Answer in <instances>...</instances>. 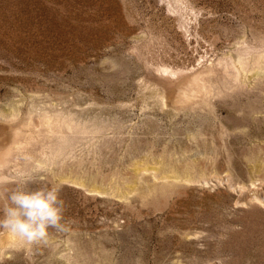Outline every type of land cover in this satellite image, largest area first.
Instances as JSON below:
<instances>
[{"label": "rangeland", "instance_id": "1", "mask_svg": "<svg viewBox=\"0 0 264 264\" xmlns=\"http://www.w3.org/2000/svg\"><path fill=\"white\" fill-rule=\"evenodd\" d=\"M25 182L65 231L0 264H264V0H0V205Z\"/></svg>", "mask_w": 264, "mask_h": 264}, {"label": "clouds", "instance_id": "2", "mask_svg": "<svg viewBox=\"0 0 264 264\" xmlns=\"http://www.w3.org/2000/svg\"><path fill=\"white\" fill-rule=\"evenodd\" d=\"M59 186L29 187L28 182L7 193L0 205V230L26 243L47 241L49 229L65 231L64 201Z\"/></svg>", "mask_w": 264, "mask_h": 264}, {"label": "bare ground", "instance_id": "3", "mask_svg": "<svg viewBox=\"0 0 264 264\" xmlns=\"http://www.w3.org/2000/svg\"><path fill=\"white\" fill-rule=\"evenodd\" d=\"M162 67H163V66H162ZM172 70H173V69L168 70L167 67H166V68H161V69H160V71H161L162 73L167 72V71H168L169 73H174V71H172ZM173 75H174V74H173ZM7 149H8V148H7Z\"/></svg>", "mask_w": 264, "mask_h": 264}]
</instances>
